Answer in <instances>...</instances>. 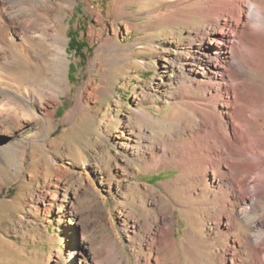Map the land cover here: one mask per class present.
Here are the masks:
<instances>
[{
	"label": "rangeland",
	"instance_id": "obj_1",
	"mask_svg": "<svg viewBox=\"0 0 264 264\" xmlns=\"http://www.w3.org/2000/svg\"><path fill=\"white\" fill-rule=\"evenodd\" d=\"M205 2L77 0L67 9L68 86L59 91L55 118L24 123L13 137L19 149L0 153V264H108V247H120L129 264H231L210 257L221 253V241L191 238L178 207L176 256L152 246L155 216L170 208L157 206L148 187L178 196L185 189L173 185L180 169L143 165L193 125L179 105V84L182 75L195 77L190 45L205 20L193 11ZM78 35L88 44L84 57L70 46ZM176 44L186 49L172 60L166 50ZM256 74L253 81L264 80Z\"/></svg>",
	"mask_w": 264,
	"mask_h": 264
},
{
	"label": "bare ground",
	"instance_id": "obj_2",
	"mask_svg": "<svg viewBox=\"0 0 264 264\" xmlns=\"http://www.w3.org/2000/svg\"><path fill=\"white\" fill-rule=\"evenodd\" d=\"M76 2L0 0V153L19 149L13 137L24 123L54 120L59 91L68 86L67 9ZM193 12L205 20L190 45L198 55L192 57L195 77L182 75L179 84V105L193 115V125L143 162L147 170L180 169L173 185H183L185 194L148 187L158 196L157 206L170 208L155 216L151 243L168 257L176 253L173 218L178 207L189 219L187 230L195 242L203 235L221 241V253L211 251L210 257L264 264V80L251 77L264 75V45L259 46L264 42V0H206ZM176 13L175 19L183 18L181 11ZM185 49L176 44L166 51L173 60ZM27 100L45 111L38 113ZM171 158L176 160L169 163ZM211 219L218 228L208 226ZM106 254L108 264H129L120 247H108Z\"/></svg>",
	"mask_w": 264,
	"mask_h": 264
},
{
	"label": "trees",
	"instance_id": "obj_3",
	"mask_svg": "<svg viewBox=\"0 0 264 264\" xmlns=\"http://www.w3.org/2000/svg\"><path fill=\"white\" fill-rule=\"evenodd\" d=\"M79 37L80 35H78V37L71 36L72 39L70 46L72 47V49L76 51L77 54H79L81 57H84L85 55L84 48L87 47L88 44H86V40L80 39ZM71 70H72V66H71Z\"/></svg>",
	"mask_w": 264,
	"mask_h": 264
}]
</instances>
